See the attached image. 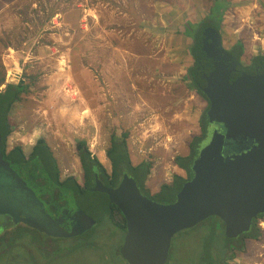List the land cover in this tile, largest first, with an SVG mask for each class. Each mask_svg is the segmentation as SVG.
<instances>
[{
	"label": "rangeland",
	"instance_id": "1",
	"mask_svg": "<svg viewBox=\"0 0 264 264\" xmlns=\"http://www.w3.org/2000/svg\"><path fill=\"white\" fill-rule=\"evenodd\" d=\"M166 1L171 0H0V71L3 70L6 76L1 89L9 83H19L24 72L34 74L38 79L30 96H25L28 98L25 103L17 104L11 113L16 130L9 136L8 148L21 144L26 154H29L35 139L44 137L56 153L62 178L77 175L79 180L83 181L78 157L74 152L77 141L87 140L92 153L99 157L100 162L110 171L111 162L106 151L111 146L110 138L115 133L112 138L128 140L129 150L136 163L145 158L153 160V170L146 178L151 193H156L163 184L171 183L176 175L180 176L176 171H182L176 164L175 157L178 154L188 155L191 151L189 142L192 136L202 133V126H194L195 117L190 114L195 109L192 103L180 105L176 109L181 110H175L178 112L172 113L168 111L171 109H167L164 114L158 112L155 115V109L148 106L157 99V94L161 93L159 97L162 105L179 101L181 98L175 94V90L178 92V86L173 87V81L148 74L152 69L148 63L143 65L144 71H140L142 79L138 77L139 83H135L136 88H139V95L137 92L135 95L129 92L125 96L112 97L113 93L108 96L111 82L107 80L106 75L120 73L123 69L121 61H118V66L114 67L112 64V68L107 72L106 65L109 66L112 56L107 53V48H101L99 45L102 42L100 27L104 29L107 25L110 42L117 41L119 37L123 47L121 49L126 50V59H132L133 50L144 58L167 59V51L159 42L158 36L148 37L150 33L144 31L142 26L144 20H152L150 15L155 14L156 10L162 11L161 4ZM198 1L203 3L207 0ZM259 2V8L264 13V0ZM157 4H160V7ZM212 5L224 14L225 1L217 0ZM202 8L203 10H197L199 18L205 12L203 6ZM207 11L211 13L213 9ZM226 11L228 13V10ZM209 15L206 14L201 21ZM250 22V30L247 29L245 33L229 32L228 26L224 32L228 46L231 42L239 41L241 35L242 40L243 37L247 40L244 41L246 45L243 50L247 57L264 48V33L258 32L261 29L260 23L255 21L252 25ZM84 26L90 30L85 32ZM118 26L120 28H117ZM218 26L221 28V24ZM163 27L161 26L162 29ZM213 27L214 25H208V28ZM159 28L157 26L153 31L162 33ZM208 28L204 29L206 32L197 49L196 56L201 60L199 69L191 76L194 80L192 84L197 85L202 92L194 91L193 85L190 91L197 93L200 105L198 114L200 113L202 118L205 115L203 121L209 125L206 139L209 141L200 155L199 170L203 180L198 184L201 188L185 203L190 209L194 198L212 195L216 185L218 190L228 193L230 197L225 206L232 205L237 208L236 188L249 190L253 187L257 191L260 185L264 187V128L255 126L250 115L242 111L241 101L245 95H238L239 90L236 93L234 89L237 88L230 84L227 75L231 68L228 60L230 53L222 48L215 33L207 31ZM117 30L119 32H115ZM70 41L73 45L77 44L72 47L73 50L67 47ZM74 51L79 59L75 66L76 72L72 66ZM61 56L64 57L60 58ZM104 56L106 58L102 63L101 58ZM58 57L62 60L60 68L52 61L54 59L58 63ZM130 61L131 63L125 61L124 76L133 74L135 70L132 60ZM48 77L52 80L49 93L45 92ZM258 78L263 83L264 77ZM252 81H255L254 77ZM125 87L129 88L127 85ZM169 88L174 91L170 93ZM156 91L159 93L156 94ZM170 94H173V97L169 99ZM139 104L140 109L136 111V116L142 115L144 122L131 127L130 120H126L127 111H132V108H137ZM175 113L182 117H174ZM186 114H189L188 117ZM160 115H163V122L159 119ZM170 117L172 123L167 122ZM199 121L201 124L202 119ZM194 168L195 166L186 178L188 181L196 176L197 167ZM183 174L186 175V172ZM245 185L248 187H244ZM92 193L88 192L82 196L80 204L83 209L92 208L87 210V213L97 216L100 214V207L95 206V196ZM99 196L96 195L102 200ZM243 197L249 205H255L253 198L244 194ZM177 198L179 199L176 195L173 199L178 200ZM156 200L165 203L160 195ZM194 209H182L175 219L162 222L159 226L146 222L145 228L152 234L164 230L171 233L173 259L168 264H199L198 257L202 246L197 240L198 234H191L192 232H188L189 227H184L196 211ZM12 219H16V215L12 214L11 209H0V230L6 228ZM216 226L223 229V232L226 231V225L220 220L216 222ZM262 228L261 239L248 243L244 248L246 255L240 250L232 251L235 255L230 258L229 264H264V225ZM126 234L114 227L109 217H106L103 223L83 240L81 237L59 238L58 241L37 236L36 245H30V249L25 252H15L14 255L7 253L4 256V264H130L128 256L120 252L121 247L126 244L123 239ZM144 234V231L139 229L132 235V245L136 246L138 242L135 241ZM139 235L140 237H137ZM215 243V249L221 247L220 236H217ZM91 244L96 247L89 246ZM47 245L49 250L46 252L42 247ZM236 245L240 246L239 242ZM72 247H75L74 251ZM32 249L35 256L28 257L29 261L27 251ZM232 252L229 251L228 254ZM214 254L217 257V252Z\"/></svg>",
	"mask_w": 264,
	"mask_h": 264
},
{
	"label": "water",
	"instance_id": "2",
	"mask_svg": "<svg viewBox=\"0 0 264 264\" xmlns=\"http://www.w3.org/2000/svg\"><path fill=\"white\" fill-rule=\"evenodd\" d=\"M212 32L217 35L221 44L220 33L215 29ZM241 102L242 111L250 115L255 126L264 128V81L259 86H254L250 95L242 96ZM208 141L205 143V147L208 145ZM1 144L0 131V209H11L12 214L16 215L17 221H22L47 236L72 237L93 227L106 206L115 203L121 208L127 219L126 244L121 247L120 252L128 256L130 264H166L169 260L171 233L164 230L152 234L146 230V222L159 226L162 222L175 219L182 209L195 208L196 211L192 213L193 216L184 227L190 228L209 216H217L226 225V235L234 237L249 231L253 217L264 212V187L260 184V189L257 191L253 187H250L249 190L236 188V192H234L238 198L237 208L232 205L225 206V202L229 203L230 201L228 193L218 190V186L212 184L217 187L214 189V193L202 198H194L192 207L188 209L185 201L189 202V198L201 188L199 184L201 179L203 180L199 170V161H201L199 157L195 162V168H197H194L196 176L190 181L187 180L178 191V200L168 203L155 201L141 192L134 178L125 176L117 187H111L98 181L97 185L90 189L93 193L97 192L102 199L95 196V206L100 207V214L90 215L86 212V208L83 209L80 202H74V197L65 198V195L57 194L59 188L52 183L46 172L34 168L18 169L9 160L2 157ZM232 172L238 171L232 170ZM5 175L11 176L12 179H8ZM243 194L253 198L256 202L255 205H249ZM98 203L102 205L99 206ZM89 209L92 210L90 207ZM139 229H142L145 234L142 237L137 236L140 239L135 241L138 244L134 246L131 238Z\"/></svg>",
	"mask_w": 264,
	"mask_h": 264
},
{
	"label": "trees",
	"instance_id": "3",
	"mask_svg": "<svg viewBox=\"0 0 264 264\" xmlns=\"http://www.w3.org/2000/svg\"><path fill=\"white\" fill-rule=\"evenodd\" d=\"M208 20H210L208 22ZM223 20V14L220 13L218 10L213 9L207 19H203L200 22L189 23V25L194 26V31H200L208 28V25L218 26L221 24ZM219 27V26H218ZM194 29V28H193ZM212 29L218 30L217 28L213 27ZM212 29L208 28L207 31H212ZM206 31H203L202 34L197 35L195 33V41L194 47H192L193 52L197 53L198 46L200 45L201 38ZM194 33V32H193ZM49 44V43H47ZM242 55V51L237 54L238 58ZM72 66L76 72V62L77 56L75 55V51L72 56ZM201 63L199 58L196 59V64L193 69L190 70V75L196 71L198 65ZM16 72L17 70L14 69ZM77 76V75H76ZM5 73L0 71V131L2 135V144H1V151L2 157L9 160L14 166L18 169H40L42 172H46L48 177L51 179L52 183L55 184L59 190L57 194L61 193L60 195H65L67 197H74V202H80L81 197L85 196L90 191V187L94 185L100 179L106 180V185H111L110 182L116 184L123 175L133 177L134 180L137 181L141 192L151 198L156 199L159 195L165 200L164 202H172L177 195L178 191L181 189L183 183L187 180L178 175L175 176L174 181L172 183H165L162 185L161 190L157 191L156 193H151L150 187L147 184V177L153 170V160L149 158L142 159L138 163L134 161V157L129 150V142L128 140H121L120 138H112L114 134H112V142L111 146L107 150V156L111 160V168L112 170L108 171L104 164L100 162V160L92 153L91 149L88 146L87 140H79L76 143V148L74 150L75 154H77L78 162L83 169V181L79 180L77 175H71L67 177L61 176V168L58 162V158L54 149L49 145L48 140L44 137H39L31 152L26 154L24 148L21 144H16L12 148H8V139L9 136L16 130L15 124L11 120V113L16 107L17 104L23 105L26 101L25 96H30V93L33 92L34 87L37 84V77L28 72H24L22 80L19 83H9L5 86V88L1 89V86L5 83ZM194 82V80H192ZM194 85V84H193ZM196 90L199 91L197 85H195ZM202 92V91H199ZM205 116V115H204ZM202 118L201 126H202V133L201 135H194L192 136L191 141L189 142L191 151L188 155H180L178 154L175 157L176 164L180 167L185 169L189 174L193 171V167L195 166V162L200 157L203 149L205 148V143L209 140H206L208 137V128L209 125L204 123ZM18 128V127H17ZM200 149V152H198ZM152 157V155H151ZM123 179V178H122ZM121 179V180H122ZM94 196L97 195L96 193H92ZM56 196V195H55ZM96 203V202H95ZM94 204V202L92 203ZM101 206L102 204H99ZM104 207V206H103ZM88 210V209H87ZM87 212V211H86ZM119 212L122 214L120 215ZM109 217L110 221L113 223L114 227L120 229L124 233H127V219L121 208L113 203L106 206L105 210L103 211L102 215L99 217L98 222L84 233L72 237H65V238H81L82 240L86 237H89L94 229L99 227L103 221ZM216 219H214L215 222ZM218 222V220H216ZM216 223V222H215ZM218 226H220L217 223ZM197 226V225H196ZM195 229H188V232H192L193 230H199L198 226ZM216 228L212 227L209 234H205L201 240H199L200 246L202 249L199 253V264H227L228 260L235 255V250L241 249L239 245H235L231 247V242H229V238L224 235L223 230L218 231ZM197 230V231H198ZM205 233V232H204ZM88 234V235H87ZM190 235V234H189ZM188 235V236H189ZM216 235L220 236L221 238V247H219L216 254L213 253L214 248V240L213 236ZM37 236L41 237H50L47 236L45 233L40 232L36 228H32L22 221H17L16 219H12L8 226L4 229L0 230V264H4V256L7 253H18L20 251L25 252V250L30 249V245L35 244L38 242ZM254 239H261L263 236V229L257 227L255 224L252 226L249 235ZM57 239L64 238V237H50ZM125 239V238H124ZM29 244H28V242ZM203 242V244H202ZM219 244V245H220ZM91 247H96L95 244L89 245ZM38 247V246H37ZM44 250H49L48 245L42 247ZM73 251L75 247L71 248ZM227 251V252H226ZM231 251V254L228 252ZM27 259L30 261L28 257L35 256L34 250L27 251ZM173 257H169L168 263L171 262ZM166 263V264H168Z\"/></svg>",
	"mask_w": 264,
	"mask_h": 264
},
{
	"label": "crops",
	"instance_id": "4",
	"mask_svg": "<svg viewBox=\"0 0 264 264\" xmlns=\"http://www.w3.org/2000/svg\"><path fill=\"white\" fill-rule=\"evenodd\" d=\"M216 1L217 0H207V1H203V3H200L198 0H178V1L171 0L170 2L166 1L161 4L162 11L156 10L155 14L150 15L152 20L151 19L144 20V22L142 23L143 25L141 24L144 27V31H148L150 33L148 34L149 35L148 37L158 36L159 42L162 44V46L167 51L165 55L168 61L167 59L153 60L150 58H144L142 54H137L135 53L134 50L131 52L132 59H129V58L126 59L124 57L126 55V50L121 49L123 47L121 45V40L119 39V37L117 38V41L110 42L109 36H108V26L107 25L104 26V29L100 27L101 33H102V42L101 44L99 43V45L101 48H107L106 49L107 53L111 54L112 56V59H110V62H109V66L106 65L107 72L109 71V69L112 68L111 67L112 64L114 65V67L115 66L117 67L118 61H121L120 65L122 66V69L124 70L123 67L126 66L125 61H127V63L128 61L131 63L130 60H132L133 67L136 70V71L135 70L133 71V74L127 75V76H124L125 73L123 70L120 73H115L111 75H106L107 73L106 72L105 75L107 77V80L111 82V88L108 90V93H109L108 96L110 95V93H113L112 97L122 96V95L125 96L126 94H129V92L132 93V95H135L137 92V95H139L138 94L139 88H136L135 83H139L138 77L142 79L140 71H144L143 65H146V63H148V65L152 67L151 72L148 74L151 76H162V77H165L167 81H173V84L171 85L173 87L178 86V89H177L178 92L175 90V94L181 98L179 99L180 102L175 101L173 103L170 102L168 104L162 105L160 103V97H159L161 93L156 91V94L159 93L156 95L157 99L151 102L150 103L151 106L150 107L148 106V108L155 109L153 111L155 115L158 112L161 114L163 112H167L166 111L167 109H171L168 111L174 113V112H178L181 110V109L179 110L176 109L180 105L182 104L185 105V103L188 104V102L192 103V107L195 109L191 111L190 114L191 115L194 114V117H195V119L193 118V121L195 124L194 126L198 127L200 125L199 120L202 119V116H200V113L198 114L200 105L197 100V93L190 91L191 85H193L192 84L193 81L191 79L192 77L190 75V70L194 68L196 64V59H197L196 53L193 52V49H192V47H194V41L196 38L195 33L197 35H200L205 30L202 29L196 32L194 31L195 27L192 25L190 26L189 23L190 22L191 23L200 22L201 18H203L206 14H210L208 13L207 10L214 9V7L216 6L212 5V3ZM223 1H225V4H226L224 9L225 11L228 10V13L227 11L226 12L224 11V14H223L224 17L221 22V28L217 26L216 28L218 30L216 31L220 33L221 46L224 50H226L227 48L233 47L235 43H239L240 45L242 44L241 42L242 35H241L239 42H231L229 46L226 44V41L224 39L225 38L224 32L227 26L229 27L228 29L229 32L242 34V33H245L247 29L250 28L251 25H249V21H251L250 24L252 25H254L256 21L260 23V28H261L260 31L258 30V32L264 33V13H263V10L259 8V6H261V3L259 2V0H223ZM208 3L209 5H207ZM157 6L160 7V4H157ZM202 6L204 7L205 12L202 14V17L199 18L200 15L197 13V10H203ZM141 25H139L140 29H141ZM157 26L160 27L159 30H161L162 33H156V31H153V29L154 30L157 29ZM161 26L163 27V29L161 28ZM84 28L86 29L85 32L90 30L86 26H84ZM117 28H120V26H118ZM213 30L214 29H212V31ZM115 32H119V30ZM243 40L247 42V40L244 39V37H243ZM76 45L77 44L73 45V43H71L70 41L67 47L70 50H73L72 47ZM64 48L66 49V47ZM106 57L104 56L101 58L102 63ZM52 61L56 64L57 67L60 68L62 60H59L58 63L57 61L55 62L54 59H52ZM42 72H44V70ZM58 72L59 71H57V73ZM158 73H161V74H158ZM48 78L49 79H47V82H46L47 89L45 90V92L47 93L51 91V86H52L51 84L52 80L50 77ZM154 83H157V82H154ZM126 85L129 88H126L125 87ZM193 86H194L193 90L196 91L195 85ZM173 91L174 90L172 88H169L170 93H172ZM171 97H173V94H170L168 96L169 99ZM142 103H144L143 100H142ZM148 104L149 103L147 102V105ZM172 104L174 107L172 106ZM138 109H140V104L137 105V108H132V111L131 110L127 111L128 116L126 120L127 121L130 120L129 126L131 127L134 125H140L141 123L144 122V120H142L143 118H141L142 115L136 116V113H138L136 111H138ZM149 110L151 111V109ZM175 110H178V111H175ZM188 115L189 114H186L185 116L188 117ZM160 116L161 117L159 119L161 122H163L164 121L163 115H160ZM174 117L179 118V117H182V115L175 113ZM170 119L167 120L168 123H172V117H170ZM184 121H188V120H184ZM195 135H198V134H195ZM37 138L35 139V142ZM22 142H24V140H22ZM35 142L33 144H35ZM180 170L182 172H178V170L176 172L181 177H183V168H180Z\"/></svg>",
	"mask_w": 264,
	"mask_h": 264
},
{
	"label": "flooded vegetation",
	"instance_id": "5",
	"mask_svg": "<svg viewBox=\"0 0 264 264\" xmlns=\"http://www.w3.org/2000/svg\"><path fill=\"white\" fill-rule=\"evenodd\" d=\"M237 42H239V41H237ZM241 42H242L243 45L242 44L240 45L239 43H235L233 45V47L227 48L225 50V51L230 53V58H228V60L231 63V68H230L229 72L227 73V75H229L228 79L230 81V84H233V86L235 88H237V89H234L236 91V93H237V90H239L238 95L242 94V95L246 96L247 94L250 95L253 92V87L254 86H259L261 84L258 77H260V78L264 77V48H261L262 50L260 52H258V53L257 52H253L249 57H247L243 53V50H245L244 48H245L246 44L244 43V40H242ZM240 51H242V55H240L239 58H238L237 54L240 53ZM253 77L255 78V81H252ZM250 80H251V83L249 84ZM202 114H204V113L202 112ZM200 126H201V124H200ZM201 130H202V128H201ZM111 142H112V139L110 138V143ZM106 154H107V151H106ZM180 155H182V154H180ZM107 158L110 160V158L108 156H107ZM98 159H99V157H98ZM110 162H111V160H110ZM111 170H112V168H111ZM183 172H186V175L183 174L184 179L188 178L189 177V173L185 169H183ZM80 174H81V177L83 178V169H81ZM5 176L8 177V179H12V177L9 176V175H5ZM122 178H124V175L121 178H119V180H118V182L116 184H113L112 182H110L111 185H109V186L117 187L121 183V181H122L121 179ZM97 180H98V178H96V182L94 183V185L92 187H90V189H93L97 185V183H98ZM99 181L102 182L103 184L106 183V180L100 179ZM173 181H174V179L172 180V182ZM136 183H137V181H136ZM137 185H138V183H137ZM161 188L159 189V191L161 190ZM152 199L157 201L154 198H152ZM173 201H175V200H172V202ZM165 203H168V202H165ZM119 214L122 215L120 212H119ZM214 219L220 220L223 224H225L217 216L207 217V218L203 219L202 221H200L198 224H196L198 226L199 230L198 229H197L198 231L197 230H193L191 234L197 233L198 234L197 240L198 241L201 240V238L205 234H209L210 233V230H211L212 227L216 228V223L215 222H217V221L215 220V222H214ZM254 224L257 227H260L261 229H263L262 227L264 225V212H260L255 217H253L251 228H252V226ZM196 225H194L193 227H190V228L191 229H193V228L195 229ZM251 228H250V230H251ZM216 230L222 231L223 229H221L220 227H217ZM250 230L249 231H245L243 233H240L239 235L234 236V237H228L226 235L225 231H224V235L227 238L230 239L229 242H231V247L235 246L239 242V244H240L239 247H241V249H238V250L242 251L243 255H246V252L244 251V248H246V246L248 245V243L250 241L258 240V239H254V238L248 236L249 233H250ZM50 237H52V236H50ZM215 237H216V235L213 236V240H214L213 253L217 252L219 250V249H215L216 246H217L216 243H215V241H216ZM56 238H58V237H56ZM171 240L172 241H171V246H170L169 257L171 256V251L173 249V238ZM202 244H203V242H202ZM229 263H230V259L228 260L227 264H229Z\"/></svg>",
	"mask_w": 264,
	"mask_h": 264
},
{
	"label": "built area",
	"instance_id": "6",
	"mask_svg": "<svg viewBox=\"0 0 264 264\" xmlns=\"http://www.w3.org/2000/svg\"><path fill=\"white\" fill-rule=\"evenodd\" d=\"M63 57H64V56H63ZM63 57L61 56L60 58H63ZM58 58H59V57H58ZM60 58H59V60H60ZM59 60H58V61H59ZM67 66H68V65H67ZM14 76H15V74H14ZM9 77H10V75H9Z\"/></svg>",
	"mask_w": 264,
	"mask_h": 264
}]
</instances>
